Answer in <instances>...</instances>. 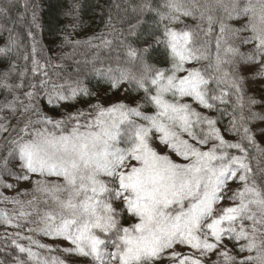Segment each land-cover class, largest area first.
<instances>
[{
	"label": "snow or ice",
	"instance_id": "obj_1",
	"mask_svg": "<svg viewBox=\"0 0 264 264\" xmlns=\"http://www.w3.org/2000/svg\"><path fill=\"white\" fill-rule=\"evenodd\" d=\"M131 11L135 23L117 20L126 27L109 14L104 30L63 37L72 51L58 59L92 51L72 72L40 55L35 9L27 48L7 29L0 188L32 185L0 192L13 205L0 208L13 264H264V123L253 130L264 101L248 93L264 78V0H139Z\"/></svg>",
	"mask_w": 264,
	"mask_h": 264
},
{
	"label": "trees",
	"instance_id": "obj_2",
	"mask_svg": "<svg viewBox=\"0 0 264 264\" xmlns=\"http://www.w3.org/2000/svg\"><path fill=\"white\" fill-rule=\"evenodd\" d=\"M139 0H11L8 16L5 18L0 16V47H3L8 40L9 28H14L15 32L20 35L22 44L27 48L31 40L27 37V30L31 27V14L35 9L38 13V22L40 29L37 35L39 41L38 48L43 47L41 56L47 54L53 56V63L64 65V71L72 72L76 67L75 61L83 62L86 59H90L92 51L86 46H80L76 50L75 56L68 59H58L56 57H62L64 53L71 52L72 48L68 45H64L63 37L70 35L75 39H86L90 35H94L104 30L103 21L107 20L109 14L113 17V23L119 27H126L127 25L117 22L118 18H128L135 23L134 13L131 11V6L138 3ZM78 3L80 5L78 19L74 18V15H66V12L71 10V5ZM0 4L9 6V0H0ZM119 5L117 8L115 5ZM127 10V11H125ZM146 23L141 28L147 30L151 28V16L144 17ZM35 32L36 30L33 29ZM112 38V37H109ZM157 59L161 58L162 50L158 53H153ZM11 59H15L13 56ZM152 62H156L153 60ZM22 65L24 62L19 61ZM163 66V65H160ZM9 67L8 59L0 56V72L6 70ZM94 90H99L102 85L98 86V82L95 78L91 80L89 85ZM248 93L253 95L257 100L264 101V78H257L248 82ZM134 96L138 98L139 94L134 93ZM2 99V97H0ZM262 105L255 106L254 110L261 111ZM227 122L226 119L224 121ZM261 121L254 122L253 130L260 125ZM11 124H16V119L11 120ZM4 134L0 136V156L5 155L6 140ZM10 138V137H9ZM261 146L264 147V137H257ZM16 167V165H10ZM12 178L9 177L7 181ZM5 188H0V192L6 195ZM7 207L0 203V208ZM4 227L0 226V235L4 232ZM14 231L12 228H8V232ZM14 246L10 241L0 239V264H13V257L16 253L13 251ZM55 254V253H54ZM83 259V258H82ZM69 264H74L73 260L69 261Z\"/></svg>",
	"mask_w": 264,
	"mask_h": 264
},
{
	"label": "rangeland",
	"instance_id": "obj_3",
	"mask_svg": "<svg viewBox=\"0 0 264 264\" xmlns=\"http://www.w3.org/2000/svg\"><path fill=\"white\" fill-rule=\"evenodd\" d=\"M9 139H10V138H9ZM6 144H7V143H6ZM8 147H10L9 144H7L6 149H7ZM35 178H36V177L33 176V179H35ZM7 182H8V183H15V184H16V187H15V188H7V190H6V196H8V197L15 196L17 192L22 191V190H24L25 188H27V189L30 190L31 187H32L31 183L28 182V181H19V182H16V181H15V177L10 178ZM21 199H31V197H30V196H27V197H21ZM8 206H9V209H11V208L13 207V205H11V204H8ZM39 238H40V239L42 240V242H44V243H53V241H52L50 238H47V237H39ZM80 259H82V258H80ZM213 259H215V257H213ZM69 261H72V259H69ZM73 262H74V264H76L75 261H73Z\"/></svg>",
	"mask_w": 264,
	"mask_h": 264
}]
</instances>
